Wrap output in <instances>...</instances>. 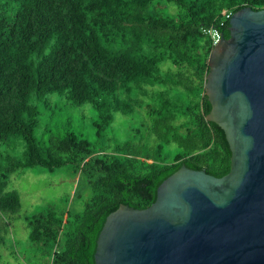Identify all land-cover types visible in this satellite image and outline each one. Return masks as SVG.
Listing matches in <instances>:
<instances>
[{"label": "trees", "instance_id": "1", "mask_svg": "<svg viewBox=\"0 0 264 264\" xmlns=\"http://www.w3.org/2000/svg\"><path fill=\"white\" fill-rule=\"evenodd\" d=\"M243 7L264 0H0V264H94L98 234L120 204L150 206L182 165L217 177L230 170L224 131L206 119L213 45L203 28L229 38L225 14ZM61 99L95 112L98 147L62 121L35 136L41 102ZM13 139L23 141L19 154L4 147ZM67 165L89 189L81 209L49 204L24 216L29 258L13 250L4 262L22 207L11 175Z\"/></svg>", "mask_w": 264, "mask_h": 264}, {"label": "water", "instance_id": "2", "mask_svg": "<svg viewBox=\"0 0 264 264\" xmlns=\"http://www.w3.org/2000/svg\"><path fill=\"white\" fill-rule=\"evenodd\" d=\"M206 119L225 134L230 170L182 165L146 208L120 204L98 234L94 264H264V8L229 18L208 57Z\"/></svg>", "mask_w": 264, "mask_h": 264}, {"label": "rangeland", "instance_id": "3", "mask_svg": "<svg viewBox=\"0 0 264 264\" xmlns=\"http://www.w3.org/2000/svg\"><path fill=\"white\" fill-rule=\"evenodd\" d=\"M44 102L42 101L39 106V128L35 132L37 138L44 126L62 121L68 125V130L84 137L92 145L99 146L101 142L95 134L96 129L89 125L94 122L95 117L92 109L87 105L70 106L63 99L49 102L48 108ZM124 125V121L116 119L113 130L119 131ZM4 147L19 154L23 149V141L13 139ZM9 188L19 193L22 207L11 217L12 227L6 238V249H2L4 262L14 261L9 254L13 250L18 260L24 261L29 258L31 251L27 243V229L23 224L24 216L43 211L49 204L70 207L71 211L80 210L84 200L89 196L85 179L74 174L69 165L53 171L35 167L26 170L22 175L12 174Z\"/></svg>", "mask_w": 264, "mask_h": 264}, {"label": "built area", "instance_id": "4", "mask_svg": "<svg viewBox=\"0 0 264 264\" xmlns=\"http://www.w3.org/2000/svg\"><path fill=\"white\" fill-rule=\"evenodd\" d=\"M233 13L232 12H226L225 14V18L226 19H229L231 17ZM203 32L207 35H209L210 39L212 40V45H216V43L219 41L220 39V31L213 27V26H210V27H207V28H203Z\"/></svg>", "mask_w": 264, "mask_h": 264}]
</instances>
